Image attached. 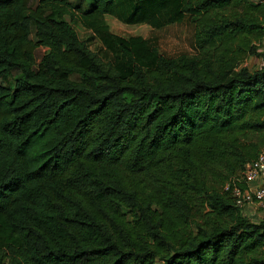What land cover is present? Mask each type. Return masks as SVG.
Instances as JSON below:
<instances>
[{
	"label": "trees",
	"instance_id": "obj_1",
	"mask_svg": "<svg viewBox=\"0 0 264 264\" xmlns=\"http://www.w3.org/2000/svg\"><path fill=\"white\" fill-rule=\"evenodd\" d=\"M73 1L0 0V264H264L222 191L264 149V0ZM186 15L173 58L103 21Z\"/></svg>",
	"mask_w": 264,
	"mask_h": 264
},
{
	"label": "rangeland",
	"instance_id": "obj_2",
	"mask_svg": "<svg viewBox=\"0 0 264 264\" xmlns=\"http://www.w3.org/2000/svg\"><path fill=\"white\" fill-rule=\"evenodd\" d=\"M37 1L38 0H29L30 6L33 7ZM70 2L74 4L73 0H70ZM103 21L106 23L111 33L122 36L126 39L129 37L140 36L146 40V42H148L150 47H156L160 54H168L167 58L177 57L182 54H196L193 45L194 28L188 15L184 17L181 23L169 25L161 29H155L148 25H123L110 16H105ZM91 24L99 25L97 20L84 21L78 18L76 23H74L73 28L76 31L79 39L87 42V45L91 51L97 53L99 57L102 58V60L111 61V54L103 48L102 44L95 37L92 30L89 29ZM43 51V49L39 50V54H41ZM260 52L264 53V43L260 48ZM245 64L255 67L263 66L264 57L256 59L248 58L245 61ZM254 211L257 212V216L252 218L253 222L264 219V214H261L257 210Z\"/></svg>",
	"mask_w": 264,
	"mask_h": 264
},
{
	"label": "built area",
	"instance_id": "obj_3",
	"mask_svg": "<svg viewBox=\"0 0 264 264\" xmlns=\"http://www.w3.org/2000/svg\"><path fill=\"white\" fill-rule=\"evenodd\" d=\"M222 191L229 193L237 207L251 220L259 211L264 214V149L238 176L226 182Z\"/></svg>",
	"mask_w": 264,
	"mask_h": 264
}]
</instances>
